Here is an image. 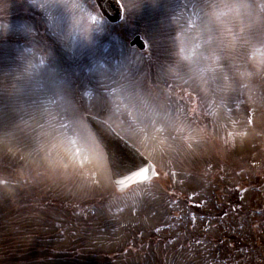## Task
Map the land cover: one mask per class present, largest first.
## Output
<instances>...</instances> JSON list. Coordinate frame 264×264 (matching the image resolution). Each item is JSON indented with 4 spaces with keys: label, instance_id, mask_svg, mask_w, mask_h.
<instances>
[{
    "label": "rangeland",
    "instance_id": "rangeland-1",
    "mask_svg": "<svg viewBox=\"0 0 264 264\" xmlns=\"http://www.w3.org/2000/svg\"><path fill=\"white\" fill-rule=\"evenodd\" d=\"M137 1L124 0L122 21L110 25L92 0H0V39L45 37L0 63V196L12 199L0 203V264H264V0H168L170 16ZM173 23L172 40L157 36ZM135 35L144 50L128 46ZM90 110L115 114L160 175L117 193L84 124ZM169 146L175 180L193 192L216 183L191 199L169 193L172 216L160 206ZM217 236L227 240L218 256Z\"/></svg>",
    "mask_w": 264,
    "mask_h": 264
},
{
    "label": "water",
    "instance_id": "water-1",
    "mask_svg": "<svg viewBox=\"0 0 264 264\" xmlns=\"http://www.w3.org/2000/svg\"><path fill=\"white\" fill-rule=\"evenodd\" d=\"M100 12L111 22L117 21L121 17V7L119 3L116 0H95ZM130 45H136L139 49H142L144 47L143 43L139 40L138 37H135L131 42ZM87 123L89 124V127L92 129L94 134H96V137L99 141V143L103 146V148L110 149L111 152H109V158L113 161L115 160L114 166L116 172V178H119L117 185L119 187L128 185L132 182V178H129V174H134L135 179L139 181L146 180L150 178L154 173L150 167L147 169H144L141 171V169L137 170L138 163H135L136 157L134 150L126 145L125 143H122L117 136H115L114 133L110 131V129L100 121L94 119V118H87ZM115 146L117 150H119L118 153H122V155L127 157V161L129 163L127 164V169L124 171L126 172V176L123 177V175L120 176V167L118 161H122V155L121 157H117L114 154V151L112 150V146ZM112 153V154H111ZM134 168V169H133ZM123 177V180H122ZM128 178V179H127Z\"/></svg>",
    "mask_w": 264,
    "mask_h": 264
},
{
    "label": "snow or ice",
    "instance_id": "snow-or-ice-1",
    "mask_svg": "<svg viewBox=\"0 0 264 264\" xmlns=\"http://www.w3.org/2000/svg\"><path fill=\"white\" fill-rule=\"evenodd\" d=\"M120 4H121V8H122V10H123V11H125L126 9H125V6H124V4H123V3H120ZM25 30H26V31H29V30H31V29H30V27H28V26H25ZM118 162H119V163H122V161H118ZM156 231H157V232H159V231H160V229H159V228H157V229H156Z\"/></svg>",
    "mask_w": 264,
    "mask_h": 264
}]
</instances>
